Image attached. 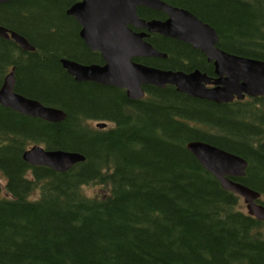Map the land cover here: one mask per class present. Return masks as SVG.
Wrapping results in <instances>:
<instances>
[{
	"label": "trees",
	"instance_id": "1",
	"mask_svg": "<svg viewBox=\"0 0 264 264\" xmlns=\"http://www.w3.org/2000/svg\"><path fill=\"white\" fill-rule=\"evenodd\" d=\"M74 1L0 3V25L34 45L0 36V85L14 65V90L65 112L47 120L0 102V264H264V220L186 148L201 139L243 156L245 173L232 178L264 203V95L216 102L151 83L132 98L123 87L77 80L62 57L102 56L66 12ZM164 1L214 26L221 48L264 59V0ZM146 38L166 56L136 60L213 74L199 48L159 32ZM32 144L84 159L64 171L31 164L22 154ZM93 185L99 190L83 189Z\"/></svg>",
	"mask_w": 264,
	"mask_h": 264
},
{
	"label": "water",
	"instance_id": "2",
	"mask_svg": "<svg viewBox=\"0 0 264 264\" xmlns=\"http://www.w3.org/2000/svg\"><path fill=\"white\" fill-rule=\"evenodd\" d=\"M5 1V0H0ZM140 5L160 9L164 18H144L137 12ZM66 12L75 17L81 27L79 34L91 48L101 52L103 62L82 63L62 57L61 64L77 80H94L104 84L123 87L132 98L144 95L145 84L175 87L189 95L216 102L244 98L245 95H264V59L227 51L217 42L214 26L200 19L187 8L164 0H76ZM159 32L181 39L199 48L207 60L213 63L214 74L199 68L191 70L162 68L135 60L137 56H160L146 36ZM0 35L11 37L23 49H33L28 39L15 30L0 25ZM15 66L4 75L0 85V102L24 114L47 120H60L65 112L56 106L42 103L16 90ZM105 122H97L103 127ZM186 148L210 171L221 185L243 197L249 213L264 220V203L260 192L238 179L244 175L247 160L234 152L201 139L189 140ZM23 158L31 164H44L60 171L84 159L78 151L60 148L48 149L40 144L26 148Z\"/></svg>",
	"mask_w": 264,
	"mask_h": 264
},
{
	"label": "rangeland",
	"instance_id": "3",
	"mask_svg": "<svg viewBox=\"0 0 264 264\" xmlns=\"http://www.w3.org/2000/svg\"><path fill=\"white\" fill-rule=\"evenodd\" d=\"M1 177V176H0ZM0 180H3V178L1 177ZM86 192L88 193H93L94 191H98L99 190V186L98 185H93V186H84L83 188ZM241 197V204L244 207V209H247L246 207V202L244 201L243 197Z\"/></svg>",
	"mask_w": 264,
	"mask_h": 264
},
{
	"label": "flooded vegetation",
	"instance_id": "4",
	"mask_svg": "<svg viewBox=\"0 0 264 264\" xmlns=\"http://www.w3.org/2000/svg\"><path fill=\"white\" fill-rule=\"evenodd\" d=\"M6 1H10V0H5V1H0V3L1 2H6ZM165 16H166V14H165ZM164 16V17H165ZM74 17V16H73ZM75 18V17H74ZM77 21V20H76ZM78 22V21H77ZM78 24H79V29H78V33H79V30H80V27H81V25H80V23L78 22ZM8 30H12V29H10V28H8ZM80 35V34H79ZM0 36H2V35H0ZM3 38H10V39H12V40H14L12 37H11V35H9V37H4V36H2ZM81 37V36H80ZM82 38V37H81ZM15 41V40H14ZM101 62H103V58H102V61ZM89 63H91V62H89Z\"/></svg>",
	"mask_w": 264,
	"mask_h": 264
}]
</instances>
